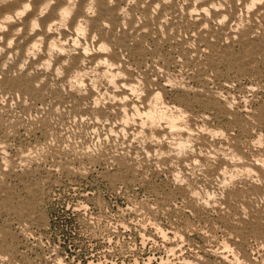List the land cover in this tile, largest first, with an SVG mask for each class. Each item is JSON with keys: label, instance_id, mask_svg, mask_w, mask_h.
Wrapping results in <instances>:
<instances>
[{"label": "bare ground", "instance_id": "1", "mask_svg": "<svg viewBox=\"0 0 264 264\" xmlns=\"http://www.w3.org/2000/svg\"><path fill=\"white\" fill-rule=\"evenodd\" d=\"M94 170L208 223L132 208L141 264H264V0H0V264H65L43 207Z\"/></svg>", "mask_w": 264, "mask_h": 264}, {"label": "rangeland", "instance_id": "2", "mask_svg": "<svg viewBox=\"0 0 264 264\" xmlns=\"http://www.w3.org/2000/svg\"><path fill=\"white\" fill-rule=\"evenodd\" d=\"M91 173L82 183L73 186L74 188L61 183V185L55 186L50 190L49 197L51 199H48L49 202L47 200L44 204L45 208L43 207V213L47 220V232L42 241L43 252H39L40 256L43 254L44 257L51 254L57 255L59 258L61 257L65 264H98L101 262H116L119 264L120 260H124L126 264H134L133 260L135 261V259L137 264H141L148 256L155 261H159L161 257L165 258L167 256V250L164 249L161 242L156 241L155 243L152 241L154 232L147 223L144 231L146 240L150 236H152V238L150 237L145 244H141L138 233L140 232L139 225L144 219L139 218L137 213L133 210L137 205L141 206L147 204L146 206L153 207V209L158 212V215L154 217L156 219V222L155 220L154 222L163 229H169L170 226L173 227L174 225L176 227H182L185 223L190 224L189 222H193L191 224L192 226L207 227L208 223L203 219L201 220L190 215L184 216L177 214L174 209H177V205L178 207L180 206V202L178 201V203L174 202L176 208H174V203L168 206L163 203V201L154 199L142 187L133 188L132 191L123 188L120 190L113 188L112 190L109 183L100 179L96 170ZM80 193L81 195H79ZM82 203L88 209L86 207L81 210L75 209V206L78 207V205ZM171 209L173 211H171ZM89 220L90 222H88ZM120 223L128 227L124 228ZM197 223L200 224V226ZM217 226L221 225L218 224ZM148 233H151V235ZM218 235L222 237L221 233ZM188 238L193 242L187 239V241L183 243L184 246L182 245V247L184 253H182L185 256L188 254L186 248L190 243L196 249L199 246H203V241L196 232L188 233ZM142 245H144V247ZM196 249L194 250L197 251ZM34 256L35 255L28 253V257L33 258ZM35 264H43V262L42 260L35 261ZM163 264L174 263L164 261Z\"/></svg>", "mask_w": 264, "mask_h": 264}]
</instances>
